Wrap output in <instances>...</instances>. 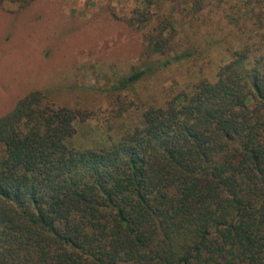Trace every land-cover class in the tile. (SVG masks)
I'll return each mask as SVG.
<instances>
[{
	"label": "trees",
	"instance_id": "16d2710c",
	"mask_svg": "<svg viewBox=\"0 0 264 264\" xmlns=\"http://www.w3.org/2000/svg\"><path fill=\"white\" fill-rule=\"evenodd\" d=\"M134 2L143 55L164 58L111 90L192 61L190 82L134 123L129 103L100 120L42 91L1 116L0 264H264V0ZM200 15L233 43L212 75L183 37Z\"/></svg>",
	"mask_w": 264,
	"mask_h": 264
},
{
	"label": "rangeland",
	"instance_id": "374dc122",
	"mask_svg": "<svg viewBox=\"0 0 264 264\" xmlns=\"http://www.w3.org/2000/svg\"><path fill=\"white\" fill-rule=\"evenodd\" d=\"M134 7V0H33L23 8L0 6V117L26 93L42 91L55 106L84 110L100 120L129 103L117 125L134 123L138 106L159 102L163 89L187 85L192 61L155 68L130 91L111 90L121 77L164 58L143 55V35L127 23ZM208 22L200 15L194 27L185 26L183 37L190 42L192 30L200 32L193 39L206 53L199 65L212 75L233 43L214 33ZM83 130L87 134L89 129Z\"/></svg>",
	"mask_w": 264,
	"mask_h": 264
}]
</instances>
